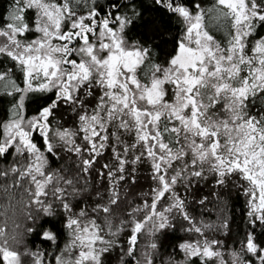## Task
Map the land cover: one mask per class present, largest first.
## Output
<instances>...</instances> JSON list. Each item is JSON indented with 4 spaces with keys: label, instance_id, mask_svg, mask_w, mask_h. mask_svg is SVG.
Here are the masks:
<instances>
[{
    "label": "snow or ice",
    "instance_id": "1",
    "mask_svg": "<svg viewBox=\"0 0 264 264\" xmlns=\"http://www.w3.org/2000/svg\"><path fill=\"white\" fill-rule=\"evenodd\" d=\"M154 2L177 15L185 26L166 65L153 63L147 47L126 40L125 28L133 22L131 17L112 11L101 17L95 0H11L0 26V55L15 61L24 76L21 87L10 70L0 71V92L15 97L13 118L0 122V158L12 153L30 158L26 166L0 168V178L13 175L17 186L28 181L24 190L31 198L29 207L35 205L52 215V205L41 199L51 195L60 200L65 211H72L64 199L65 189L53 181L54 176L57 183L63 180L72 185L73 181L46 172L48 156L34 142V132L42 137L47 154L55 155L60 147L53 138L63 142L69 152L78 156L86 153L88 158L81 165L84 173L93 168L97 157L111 151L115 164H102L97 173L109 182L108 203H98L91 210L105 214L110 237H117L122 230H112L110 217L112 206L120 203L119 185L126 178V166L150 163L157 186L152 189L151 203L144 201L142 207L132 209L145 214L141 219L132 216L128 248L120 249L121 264L124 256L132 257L134 264H154L153 253L158 248L154 241L141 253V259H136L138 236L146 231L153 234V228L170 227L167 214L173 210L191 222L174 187L179 182L187 188L192 179L206 178V172L214 173L220 185L233 174L247 181L248 215L254 217L252 223L264 224V108L255 113L249 109L257 98L264 102V36L257 38L258 26L264 27V0H215L208 9L195 0ZM77 5L86 6L87 12L80 14ZM112 8L118 9L119 4ZM30 10L35 13L34 20L28 15ZM211 13L230 22L223 45L205 23L206 16L212 18ZM133 15H138L134 9ZM32 33L39 35L25 39ZM166 85H171V90ZM96 89L99 95L89 112L87 97L94 96ZM37 91L54 93V98L38 115L25 119V100ZM66 105L78 110L79 128L75 132L53 131L50 117ZM124 134L133 136L131 144L122 139ZM76 136L86 142L84 147L76 143ZM134 171L131 167L130 172ZM131 178L134 182L135 177ZM49 185L53 187L49 189ZM169 198L171 203L158 210L160 201ZM87 216L81 209L76 218H68L73 239L54 258L55 264H104L105 255L119 247L116 239L101 234L105 229L94 218L82 220ZM188 230L203 235L200 227ZM44 236L55 240L53 233L45 232ZM10 239L15 241L16 237L5 236L0 228V264H22V254L10 247ZM217 245L220 241L204 239L185 242L179 248L185 264L194 257L205 264L209 260L253 264L245 254L264 264V245L251 234L241 252L231 253V261H225ZM23 255L34 256V264H41L40 254ZM167 264L177 262L170 257Z\"/></svg>",
    "mask_w": 264,
    "mask_h": 264
},
{
    "label": "trees",
    "instance_id": "2",
    "mask_svg": "<svg viewBox=\"0 0 264 264\" xmlns=\"http://www.w3.org/2000/svg\"><path fill=\"white\" fill-rule=\"evenodd\" d=\"M95 2L99 5L97 11L100 12L101 17L107 11H112L114 14H126L132 18L133 22L125 28V38L130 44H139L150 49L153 63L166 65L167 61L174 55L176 41L178 38H182L185 27L177 15L156 4L154 0H95ZM195 2L208 9L213 6L215 0H195ZM10 3L11 0H0V26H2L3 18L7 16L10 10ZM114 3L119 4L118 9L112 8ZM126 5H131V7H126ZM77 7L80 14H85L88 10L86 6L77 5ZM133 9L138 15H133ZM28 15L32 20L35 19L34 11L30 10ZM210 16L211 19L209 16L205 17L208 30L223 45L228 39L230 22L217 19L215 13H211ZM38 35V33H32L27 35L25 39H34ZM259 36H264V27L258 26L257 38ZM3 70H10L12 79L24 87V76L18 64L6 56L0 55V71ZM99 91L96 89L94 96L87 97L90 101L89 112L95 105ZM169 96H171V91ZM53 98L54 93L39 91L29 93L23 110L25 119L38 115L40 110L51 103ZM14 103V96L0 92V122L7 123L13 118ZM259 108H264V102L259 98L254 104L249 105V109L253 113ZM50 120L53 131L68 129L75 132L79 128L78 110L73 111L71 106L60 107L55 111L54 118L50 117ZM122 139L129 144L133 142V136L129 134H124ZM33 140L48 156L46 172L58 174L73 181L72 185L65 184L63 180L57 183L55 176L53 181V185L65 189L64 199L65 202L69 203L72 211H65L60 200L51 195L41 199H44L46 205H52V215H47L42 209L38 210L35 205L29 207L31 198L24 190L29 187L28 181L22 180L17 186L16 177L13 175L0 178V227L4 229L5 236L16 237L15 241L9 240V245L13 250L22 254V264H34L35 257L23 255L25 252L40 254L42 257L41 264H55L54 258L61 255L73 239L71 230L67 228V220L68 218H76L81 209L88 213V216L82 220L94 218L97 224L105 229L101 233L102 235L118 241L119 247L105 255L104 264H121L119 257L122 252L120 249L126 250L128 248L127 241L131 234L130 221L132 216L141 219L145 214L144 212H132V209L142 207L144 201L151 203L154 196L152 189L157 186L152 179L150 163L144 161L134 166H126L124 173L126 178L119 185L120 203L112 206L113 211L110 217L112 230L115 231L117 228H122V230L117 237H110L107 234L105 214L93 213L91 210L98 203L105 205L108 203L109 182L100 178L97 173L102 170V164H115L112 160L111 151L107 150L101 157H97V162L93 168L84 173L81 165L82 160L88 158L86 153L78 156L74 152H69L63 142L53 138V143L59 144L60 147L56 148L55 155H51L46 153L43 139L38 133H33ZM75 140L81 147L86 144L80 136H76ZM132 154L130 152L129 157ZM29 159L26 156L12 153V155L0 158V168L7 169L13 164L26 166ZM131 167L135 168L134 172H130ZM205 175L206 178L204 179H192L187 188L179 182L174 187V191L185 202L184 211L191 217V222L185 220L176 210L168 213L170 227L155 230L152 232L153 234H148L146 231L138 236L137 251L134 254L136 259H141V253L147 250V245L153 241L158 246L153 253L154 264H167L170 257L178 263L182 261L185 255L179 245L185 242L203 241L204 239L217 240L220 241L217 248L221 253L230 249L241 252L247 236L251 234L258 244L264 245V224L259 221L252 223L254 217L248 215L251 210V203L250 197L244 191L248 187V182L240 178L239 175L233 174L226 177L225 183L220 185L217 184V177L214 173L206 172ZM133 176L135 177L134 182L131 178ZM53 185H49L48 188L51 189ZM73 189L76 191L74 192ZM97 192L100 193L99 196ZM201 200L203 203H200ZM168 203H171V198L161 200L157 206L158 210H161V205L167 206ZM129 213L131 216L128 215ZM122 221L125 222L123 225ZM194 227H200L203 235L188 230ZM45 232L53 233L55 240L45 238ZM72 255H77V252L74 251ZM244 258H251L253 264H258L255 257H251V254H245ZM123 264H134L132 257L124 256ZM187 264H205V262L199 257H194ZM206 264H218V262L209 260Z\"/></svg>",
    "mask_w": 264,
    "mask_h": 264
},
{
    "label": "rangeland",
    "instance_id": "3",
    "mask_svg": "<svg viewBox=\"0 0 264 264\" xmlns=\"http://www.w3.org/2000/svg\"><path fill=\"white\" fill-rule=\"evenodd\" d=\"M2 39H3V38H0V40H2ZM129 44H130V43H129ZM166 87L169 88V89H171L172 86H171V85H166ZM166 99H167V97H166ZM147 227H150V225L147 226ZM147 227H146V228H147ZM0 228H1V227H0ZM155 230H156V229L153 228V229H152V232L155 231ZM5 235H6V233H5ZM17 244L19 245L18 240H17ZM233 252H238V251H236L235 249H230V250H228V251L222 252L225 261H231V259H232V257H231V253H233ZM238 253H239V252H238ZM185 261H186V257H185L182 261H180L179 263L177 262V264H185Z\"/></svg>",
    "mask_w": 264,
    "mask_h": 264
}]
</instances>
